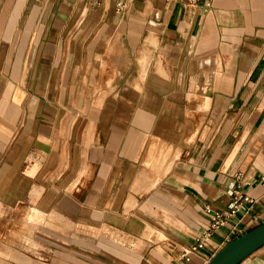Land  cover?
Segmentation results:
<instances>
[{
    "label": "crops",
    "instance_id": "1",
    "mask_svg": "<svg viewBox=\"0 0 264 264\" xmlns=\"http://www.w3.org/2000/svg\"><path fill=\"white\" fill-rule=\"evenodd\" d=\"M187 2L0 0V264H207L264 223V0Z\"/></svg>",
    "mask_w": 264,
    "mask_h": 264
},
{
    "label": "built area",
    "instance_id": "2",
    "mask_svg": "<svg viewBox=\"0 0 264 264\" xmlns=\"http://www.w3.org/2000/svg\"><path fill=\"white\" fill-rule=\"evenodd\" d=\"M213 0H188L189 6H194L207 10L211 7ZM123 8V4L117 3L116 9L119 11ZM233 201L229 204L228 208L224 211H212L210 215V221L207 228L203 232L202 236L198 239L197 244L192 248L193 250L203 246V242L206 238L211 236L215 231L225 226L226 221L231 218L235 213L239 211L240 203L242 201L252 203L253 200L244 193H238L233 191ZM244 234V231L233 226L228 234L224 237V242L229 243Z\"/></svg>",
    "mask_w": 264,
    "mask_h": 264
},
{
    "label": "water",
    "instance_id": "3",
    "mask_svg": "<svg viewBox=\"0 0 264 264\" xmlns=\"http://www.w3.org/2000/svg\"><path fill=\"white\" fill-rule=\"evenodd\" d=\"M264 245V223L225 245L207 264H239Z\"/></svg>",
    "mask_w": 264,
    "mask_h": 264
},
{
    "label": "rangeland",
    "instance_id": "4",
    "mask_svg": "<svg viewBox=\"0 0 264 264\" xmlns=\"http://www.w3.org/2000/svg\"><path fill=\"white\" fill-rule=\"evenodd\" d=\"M8 212H7L6 208L2 204H0V254H4V255L5 254L10 255L13 253L14 250H16V249L12 248L10 245H8V242L11 243V241H12L11 240V234L13 233V231L11 230L12 218L18 219V216H16V215L13 216L10 212L9 213ZM22 218L26 223H34V222H39L41 220V215L37 214V212H35L33 209H27L21 215V219ZM2 234H4V235L1 236ZM23 234L26 235L27 232L25 231V232H23ZM13 238H15L16 241H18L17 235L14 236ZM21 238H23L24 241L30 240L29 238L24 237V236ZM20 242L18 241V243H20Z\"/></svg>",
    "mask_w": 264,
    "mask_h": 264
}]
</instances>
